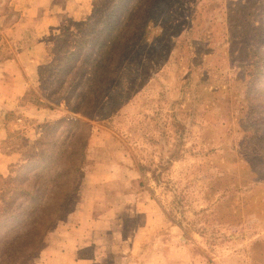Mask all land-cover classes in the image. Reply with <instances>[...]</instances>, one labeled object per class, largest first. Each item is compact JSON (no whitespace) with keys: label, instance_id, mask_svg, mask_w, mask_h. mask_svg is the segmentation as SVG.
Masks as SVG:
<instances>
[{"label":"rangeland","instance_id":"1","mask_svg":"<svg viewBox=\"0 0 264 264\" xmlns=\"http://www.w3.org/2000/svg\"><path fill=\"white\" fill-rule=\"evenodd\" d=\"M138 1L121 11L118 0H0V95L27 89L0 101V153L14 160L0 175L37 154L50 125L77 121L88 135L47 231L44 248L61 250L52 264H264V111L248 96L263 68L264 0H155L103 89L76 87L83 71L60 72V41L80 40L96 18H127ZM35 248L18 263L41 264Z\"/></svg>","mask_w":264,"mask_h":264},{"label":"trees","instance_id":"2","mask_svg":"<svg viewBox=\"0 0 264 264\" xmlns=\"http://www.w3.org/2000/svg\"><path fill=\"white\" fill-rule=\"evenodd\" d=\"M130 1L118 0L115 8L125 11ZM156 5L159 7L155 0H140L127 18H120V15L107 20L96 18L93 22H87L88 29L80 40H70L69 37V40H61V46L68 49L69 53L64 58L61 56L60 72L66 75L70 69L83 71L75 83L76 87L84 80L89 81L93 87L88 84L86 89H92L91 93L97 94L103 89L108 61L111 59L110 63H115L114 56L123 40H135L140 33H145ZM118 28L122 30L117 31ZM132 30L137 32L130 37ZM263 47L264 42L259 50ZM260 51L259 60L263 68L253 76V86L248 96L249 104L258 105L264 111V51L263 55ZM61 52L65 53L57 50V54ZM83 127L77 121L61 120L53 123L49 126L48 134L39 142V152H30L27 164L22 165L14 177L4 178L0 175L1 198L5 207L4 216L1 217L3 224L0 226V264H17L19 255L26 258L35 252H31L35 247L38 252L44 248L47 231L57 213L71 199V189L80 176L88 135L86 133L83 137L81 129L79 131ZM58 132H61L60 138L56 139ZM44 179L49 183L53 181L51 192L44 190ZM25 228L28 233L12 236L14 231Z\"/></svg>","mask_w":264,"mask_h":264},{"label":"crops","instance_id":"3","mask_svg":"<svg viewBox=\"0 0 264 264\" xmlns=\"http://www.w3.org/2000/svg\"><path fill=\"white\" fill-rule=\"evenodd\" d=\"M17 59H13V66L15 67V73L12 74V77L13 76H17V70L19 68V63H17ZM3 72V74L1 75H5V76H8L6 74H9L10 75V70H5V69H2L1 70ZM8 77H11L8 76ZM20 79H21V82L23 84H25V80H24V77H23V74L21 73L20 71V75L18 76ZM27 92V89H25L23 86L20 88V89H10L8 93H4V94H1L0 95V101H2V104H8V103H12V102H18L24 95L25 93ZM5 96V97H4ZM9 131V130H8ZM13 159L11 156H8V155H3L0 153V173H4V171L7 169L6 167L8 165H10L11 163H13ZM49 237L52 238V234L50 236L49 234ZM54 237V236H53ZM64 237L67 238V236L64 235ZM53 239V238H52ZM51 241V239H49ZM50 241L47 243L46 247L43 249V251L41 252L40 254V257L42 258L41 260V264L45 263V264H52L53 262H57V259L59 257V254H61V250H59V243L56 244L54 242L50 243ZM77 242H79V240H77ZM82 243H84V241H80V244H77L78 246L82 245ZM67 245H70L72 246V242H67ZM76 245V243H74V246ZM81 247V246H80ZM64 248V247H63ZM62 248V249H63ZM46 261H48L49 263H46Z\"/></svg>","mask_w":264,"mask_h":264}]
</instances>
